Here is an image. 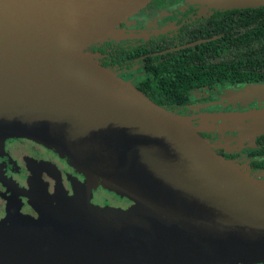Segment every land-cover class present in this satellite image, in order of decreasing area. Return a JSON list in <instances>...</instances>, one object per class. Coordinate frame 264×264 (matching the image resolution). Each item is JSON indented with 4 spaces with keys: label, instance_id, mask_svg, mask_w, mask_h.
<instances>
[{
    "label": "water",
    "instance_id": "obj_1",
    "mask_svg": "<svg viewBox=\"0 0 264 264\" xmlns=\"http://www.w3.org/2000/svg\"><path fill=\"white\" fill-rule=\"evenodd\" d=\"M151 1L0 0V141L39 142L85 177L55 206L38 205L42 220L7 216L0 264L264 263V175L219 154L190 118L88 50L126 37L122 26ZM203 1L226 9L264 5ZM231 94L246 102L264 95V86ZM250 116L239 129L264 133V120ZM99 186L133 203L92 202Z\"/></svg>",
    "mask_w": 264,
    "mask_h": 264
},
{
    "label": "flooded vegetation",
    "instance_id": "obj_2",
    "mask_svg": "<svg viewBox=\"0 0 264 264\" xmlns=\"http://www.w3.org/2000/svg\"><path fill=\"white\" fill-rule=\"evenodd\" d=\"M236 9L240 8L228 10L215 8L203 0H152L135 14L128 24L122 26L127 36L119 44L124 45L131 57L125 58L121 64L118 62L110 64L108 53L98 48V42L92 44L88 50L95 54L96 59L102 65L111 67L115 73L136 87L140 86L144 91H150V85L153 80L155 81L154 75L157 73L158 66L156 65L164 60L162 58L152 59V55H162L180 50L185 47L174 50L172 48L199 41L194 40L180 44V40L211 33L212 30L215 32V29H210V25L215 22L213 17L222 18L224 27L231 29L227 30L228 34L221 33L225 36L220 43L222 48L233 46L234 50L251 49L252 53H240L243 60L240 58L235 60L232 64L237 66L229 71L221 66L219 74L213 77L217 81L190 87L184 83V87L182 85L180 88L176 84L166 86L159 82L155 88L159 97L163 98L180 97L182 92L188 88V102L168 107L163 105L176 114V109L196 103L198 101L195 97L196 94H199L200 100L204 102L224 100L220 106H212L207 109V112L192 115L191 121L201 136L219 154L240 166L245 164L254 172H260L264 171V166L259 164L264 162V152L258 153V149L264 148V133L255 136L253 144H250L248 140L240 143L239 137L242 131L237 124H250L252 122L251 114L264 115V95L241 102L231 98V93L241 90L246 85L264 86V26L260 29L257 28V24H262L264 21V8L260 11H235ZM220 10H224V12L222 13ZM257 18L258 20H256ZM248 22H250V26H248ZM201 25H205V28L200 30ZM209 30L210 32H208ZM183 33L184 36H181ZM204 39L208 40V38ZM113 42L116 41L113 40ZM202 42H196L186 47ZM106 44L110 45V41ZM259 50L261 56L258 58ZM229 54L232 55V52ZM248 54H250V59H248ZM190 63L193 61L190 60L187 64ZM227 72H231V74L223 79ZM205 75H208V72ZM191 79H194V76L185 81L189 82ZM204 92H207V95ZM152 93L158 96L155 91ZM184 96L186 95L184 94ZM242 167L244 168V166ZM75 181H85L84 175L53 149L28 138H6L0 143V224L10 213L24 217L23 219L42 220V214L37 206L53 207L63 196L73 195ZM100 191L110 194L102 187H98L93 191L91 201L102 206L113 205L110 204L106 195L98 196ZM121 200L126 203L122 207L131 205V202L126 201L125 198H121ZM15 222L19 223L17 220Z\"/></svg>",
    "mask_w": 264,
    "mask_h": 264
},
{
    "label": "trees",
    "instance_id": "obj_3",
    "mask_svg": "<svg viewBox=\"0 0 264 264\" xmlns=\"http://www.w3.org/2000/svg\"><path fill=\"white\" fill-rule=\"evenodd\" d=\"M261 6L262 5L256 6L258 8L245 7V8L236 9L235 11H255V10L260 11L262 8H264V6L262 7ZM220 11L222 13L224 12V10H220ZM229 11H233V10H229ZM213 20L215 22L213 25H210V29H215V32L214 30H212L211 33L199 34L192 38H187L186 40L185 39L180 40V44H185L187 42H191L194 40H200L204 38H208L207 41L198 43L193 46L185 47L180 50L171 51L166 54L152 55L151 57L152 59H155V60L160 59V58L164 59L159 64L156 65L158 66L157 73L156 75H154L156 83H154L155 82L154 80L152 81V84L150 85V91H144L143 88L140 86L138 89L144 92L153 101L155 100V102L162 104L161 106L164 105L168 107L170 105H178V104H183V103L185 104L186 102L189 101L187 97L188 88H186V90L182 92V96L180 97L163 98V97H159V94L155 88V85L160 82V84H165L166 86L176 84L180 88L182 85L184 87V83H187V86L190 87V86L200 85V84H204V83H208L212 81H217L213 77L219 74V70L221 69V66H224L226 70L229 71L231 68H234L237 66L235 64H232L235 60L239 58L240 60H243V57L240 55V53L242 54L252 53L251 49L244 50V48H242V49L234 50L233 46L222 48L220 43L222 42V40H224L225 36L221 33L228 34L227 30H231V29L224 27L222 23V18H219L218 16H214ZM256 20H258V18ZM248 26H250V22H248ZM262 26H264V21L262 24H257L258 29H260ZM203 28H205V25H201L199 29L201 30ZM208 32H210V30ZM217 34H221V35L216 36ZM181 36H184V33ZM213 36H216V38H213ZM124 38L125 37L110 38V39H105V40L98 42V45H99L98 48L102 50L103 52L108 53V56L110 57V64H112L113 62H118L121 64L123 63V60L125 58L131 57V55H129L128 51L125 49L124 45L119 44V42H121ZM113 40L116 42H113ZM109 41H110V45H107L106 43ZM160 48H162V46H160ZM230 52H232V55L229 54ZM258 53H259V56H258L259 58L261 56L260 50L258 51ZM250 54H248V59H250ZM190 60L193 61V63L187 64ZM228 62H231V64H228ZM216 66H218L219 68H217ZM203 67L205 68L203 69ZM207 72H208V75H205V73ZM230 74L231 72H227V75L223 79H226L227 77H229ZM192 76H194V79H191V81L189 82L185 81L191 78ZM165 81L166 83H164ZM152 91H155L158 94V96L155 95V93H152ZM170 91H172V88H170ZM184 94L186 96H184ZM4 140H1L0 143L3 142ZM263 152H264V148L260 147L258 149V153H263ZM56 153L62 158L68 160V158L62 156L58 152ZM259 164L264 166V162L259 163ZM99 187H102V186H99ZM105 190L108 192H111L108 189H105ZM121 198H125L126 201H130L131 204L133 203L130 199L126 197H121Z\"/></svg>",
    "mask_w": 264,
    "mask_h": 264
},
{
    "label": "rangeland",
    "instance_id": "obj_4",
    "mask_svg": "<svg viewBox=\"0 0 264 264\" xmlns=\"http://www.w3.org/2000/svg\"><path fill=\"white\" fill-rule=\"evenodd\" d=\"M204 93L207 95V92H204ZM195 97L198 99V101L196 103H194V104H192L190 106L182 107L181 109H176L177 114L182 116V117L184 116V117L190 118L194 114L207 112V109L209 107L220 106V104L224 103V100L223 101H218L217 100V101H212V102L201 101L199 94H196ZM242 107H246V106H242ZM187 115H191V116H187ZM259 117H261L264 120V115L259 116ZM190 120H191V118H190ZM192 125H194V124L192 123ZM244 140H248V142L250 144H253V140H255V136L247 135V134H244V133L241 132L240 137H239V142L242 143ZM242 166H244L245 171L248 172L251 175H254V176H262V175H264V173H263L264 171L254 172L252 169H250L249 166H246L245 164L242 165ZM105 195L110 200V204L119 205L120 207H122V205L123 206L126 205V203L123 200H121V197L119 195H117L116 193H114V192H110V194H107L105 191H100L98 193L99 197L100 196H105Z\"/></svg>",
    "mask_w": 264,
    "mask_h": 264
}]
</instances>
